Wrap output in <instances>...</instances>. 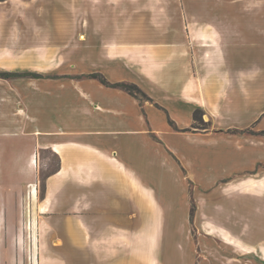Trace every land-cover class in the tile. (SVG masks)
Masks as SVG:
<instances>
[{
    "label": "crops",
    "instance_id": "1",
    "mask_svg": "<svg viewBox=\"0 0 264 264\" xmlns=\"http://www.w3.org/2000/svg\"><path fill=\"white\" fill-rule=\"evenodd\" d=\"M221 1L78 0L72 42L70 0H0V72L40 75L0 76V136L57 158L35 264H177L164 219L181 264H264V0Z\"/></svg>",
    "mask_w": 264,
    "mask_h": 264
},
{
    "label": "rangeland",
    "instance_id": "2",
    "mask_svg": "<svg viewBox=\"0 0 264 264\" xmlns=\"http://www.w3.org/2000/svg\"><path fill=\"white\" fill-rule=\"evenodd\" d=\"M222 1L228 3V0ZM234 5L237 6L236 3ZM78 8V0H70L71 22H73L70 28L71 37L73 36L72 42H76L74 38L78 36L76 23ZM94 8L93 0H86L87 19L92 18ZM86 23L88 24V22ZM83 30L82 28V32ZM88 30L87 26L86 31ZM40 63L42 64V62H38V64ZM137 96L140 99L145 98L141 94H137ZM205 125L199 121L193 124L194 127L199 128H203ZM11 144L13 143L0 136V247L6 250L5 263L1 262L0 264H35L34 201L43 193L44 177L56 167L57 158L51 152L43 151L36 167L29 168L25 161L28 157L24 156L27 148L13 147ZM177 163L181 164L179 159ZM143 173L147 182L156 184L157 179L152 176L150 171ZM164 179L166 182H170L168 175ZM35 183L36 189L34 188ZM172 189L174 190V187ZM177 197L176 190H174L173 198L177 199ZM172 223L170 219L162 220L161 259L166 263L169 260L177 264L190 262L193 255H190L189 246L182 236V220H174L175 238L174 236L169 237Z\"/></svg>",
    "mask_w": 264,
    "mask_h": 264
},
{
    "label": "trees",
    "instance_id": "3",
    "mask_svg": "<svg viewBox=\"0 0 264 264\" xmlns=\"http://www.w3.org/2000/svg\"><path fill=\"white\" fill-rule=\"evenodd\" d=\"M25 75H31L33 77H40V75L35 74V73H8V72H0V76L3 77H8V76H25ZM91 77L98 78L99 81H101L103 84L110 85V86H117L121 87L122 89L126 90L130 94L137 96V94H141L142 96L146 97L145 93L134 83H129V82H117V83H109L108 81L105 80L103 76L97 73L91 74ZM200 110H195L193 112V119L195 122L199 121L200 123H204L201 119L200 116ZM44 189V185L42 186V191ZM42 196V194L40 195Z\"/></svg>",
    "mask_w": 264,
    "mask_h": 264
}]
</instances>
